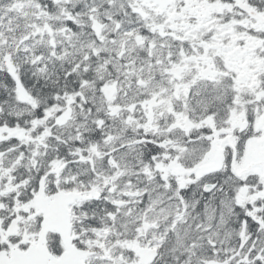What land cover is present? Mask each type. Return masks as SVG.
Here are the masks:
<instances>
[{
    "label": "snow or ice",
    "instance_id": "obj_1",
    "mask_svg": "<svg viewBox=\"0 0 264 264\" xmlns=\"http://www.w3.org/2000/svg\"><path fill=\"white\" fill-rule=\"evenodd\" d=\"M0 264H264V0H0Z\"/></svg>",
    "mask_w": 264,
    "mask_h": 264
}]
</instances>
